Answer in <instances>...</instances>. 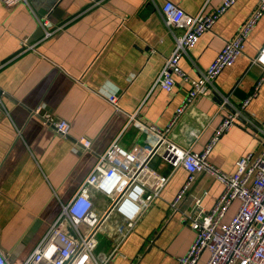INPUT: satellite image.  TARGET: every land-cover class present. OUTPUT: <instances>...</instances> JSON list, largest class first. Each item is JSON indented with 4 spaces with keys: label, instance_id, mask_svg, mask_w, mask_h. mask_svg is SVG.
<instances>
[{
    "label": "crops",
    "instance_id": "obj_1",
    "mask_svg": "<svg viewBox=\"0 0 264 264\" xmlns=\"http://www.w3.org/2000/svg\"><path fill=\"white\" fill-rule=\"evenodd\" d=\"M163 1L28 0L11 9L0 2V63L6 62L0 68V250L12 264H21L33 250L58 216L60 203L77 191L113 140L122 149H149L153 138L146 127L164 129L185 100L189 84L176 76L170 92L152 87L174 48L173 34H181L163 21ZM169 1L189 15L201 9L211 13L222 3ZM256 3L236 0L182 56L181 70L200 77ZM42 16H47L48 31L60 27L45 39L37 21ZM24 38L35 50L19 54ZM246 38L236 61L214 80V96L194 101L167 137L200 152L221 120L235 112V122L208 155L212 165L227 173L234 172L239 157L264 153V134L256 129L264 121V79L255 97L240 108L261 75L251 61L264 44V16ZM111 96L119 109L108 103ZM223 97L227 103L220 107ZM131 112L137 113L136 121L127 126ZM44 115L68 122L69 133L57 134ZM80 139L90 141L88 149ZM149 167L167 176V185L132 225L114 212L103 220L95 250L106 264H176L194 239L189 227L194 200L200 198L202 207L210 208L222 191L219 182L199 174L172 210L186 171L171 173L160 154ZM93 204L97 213L109 205L98 195ZM206 258L203 253L198 264Z\"/></svg>",
    "mask_w": 264,
    "mask_h": 264
},
{
    "label": "built area",
    "instance_id": "obj_2",
    "mask_svg": "<svg viewBox=\"0 0 264 264\" xmlns=\"http://www.w3.org/2000/svg\"><path fill=\"white\" fill-rule=\"evenodd\" d=\"M236 0H221V5L211 13L202 9L195 15H189L169 0H164L161 16L173 34L175 45L166 57L161 70L156 75L152 87L164 92L173 88L176 76L189 84L187 96L164 129L148 125L145 130L152 136L149 149H122L113 140L95 161L91 172L80 182L77 191L64 203H60V212L43 236L26 256L21 264H106L107 259L93 255L98 240L97 233L103 220L112 212L118 214L130 225L153 201L159 197L167 185V176L160 175L149 167L151 158L160 154L161 160L171 166V173L183 169L187 176L185 184L173 199L170 207L176 210L179 200L193 184L197 175L206 174L222 185V191L210 208L202 207L201 199L194 200L189 227L193 232V241L184 256L176 264H198L202 254L207 255L204 264H264V153L257 156L248 153L234 163L232 173L220 171L208 161L212 146L221 134L235 122L236 113H228L200 152L178 146L167 137L171 128L184 115L185 110L198 98L212 97L216 90L213 82L219 73L231 66L243 50L246 37L251 33L259 18L264 16V0H256L253 11L237 29L230 41L218 52L216 59L201 73L200 77L190 78L181 70L182 56L199 41L200 35L209 31L217 18L230 8ZM3 7L11 9L28 0H0ZM44 29L43 38L50 37L56 30H47L50 26L47 16L37 18ZM20 53L35 50L24 38L20 41ZM251 63L261 69V75L255 82L253 92L244 99L243 109L257 94L258 87L264 79V44L256 53ZM6 62L0 63V68ZM108 103L119 109L117 98L111 96ZM221 106L227 103L223 97ZM33 114H38L34 111ZM45 121L60 135H67L69 124L64 120H55L44 115ZM137 113L131 112L127 126L136 121ZM140 124V123H139ZM264 134V121L256 126ZM79 143L88 149L90 141L80 139ZM104 197L108 201L106 211L97 213L93 196ZM237 202V209L226 220L231 206ZM111 210L109 211V209ZM0 264H12L9 254L0 250Z\"/></svg>",
    "mask_w": 264,
    "mask_h": 264
},
{
    "label": "rangeland",
    "instance_id": "obj_3",
    "mask_svg": "<svg viewBox=\"0 0 264 264\" xmlns=\"http://www.w3.org/2000/svg\"><path fill=\"white\" fill-rule=\"evenodd\" d=\"M97 250H95L94 252H93V255H94V257H97Z\"/></svg>",
    "mask_w": 264,
    "mask_h": 264
},
{
    "label": "water",
    "instance_id": "obj_4",
    "mask_svg": "<svg viewBox=\"0 0 264 264\" xmlns=\"http://www.w3.org/2000/svg\"><path fill=\"white\" fill-rule=\"evenodd\" d=\"M239 120H240V119H239ZM130 128H131V127H130ZM139 128H140V127H139ZM139 128H138V129H139ZM110 210H111V208L109 209V211H110Z\"/></svg>",
    "mask_w": 264,
    "mask_h": 264
}]
</instances>
